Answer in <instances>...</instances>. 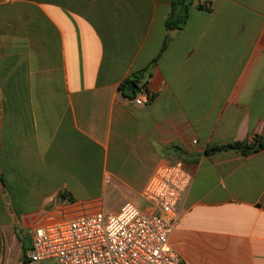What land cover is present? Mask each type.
Segmentation results:
<instances>
[{
    "label": "crops",
    "instance_id": "0c3cea01",
    "mask_svg": "<svg viewBox=\"0 0 264 264\" xmlns=\"http://www.w3.org/2000/svg\"><path fill=\"white\" fill-rule=\"evenodd\" d=\"M194 2L170 36L172 0H0V264L4 226L139 206L175 161L184 262L264 264V0Z\"/></svg>",
    "mask_w": 264,
    "mask_h": 264
},
{
    "label": "built area",
    "instance_id": "2783aa9c",
    "mask_svg": "<svg viewBox=\"0 0 264 264\" xmlns=\"http://www.w3.org/2000/svg\"><path fill=\"white\" fill-rule=\"evenodd\" d=\"M154 96L143 86L133 101L145 105ZM192 180L185 164L175 161L160 167L144 190L145 210L127 201L118 210L103 208L35 224L28 264H190L170 237Z\"/></svg>",
    "mask_w": 264,
    "mask_h": 264
},
{
    "label": "trees",
    "instance_id": "16d2710c",
    "mask_svg": "<svg viewBox=\"0 0 264 264\" xmlns=\"http://www.w3.org/2000/svg\"><path fill=\"white\" fill-rule=\"evenodd\" d=\"M193 6H196L198 8H202V9H209L210 3L209 2H206V3L194 2V0H172V7H171V11L167 17V20H166V27L168 29L174 28V27H178L180 29L184 28L189 21L190 10ZM145 74H146V69L135 73L132 80H130V78L125 80V82L121 85V89L124 92H127L130 94V92H128L126 90V84L130 81H133L137 84V86H140L141 80H142V78H144ZM143 86H146V85L141 84V87H143ZM133 93L135 96L136 95L135 92H133ZM259 142L264 145L263 142H261V141H259ZM255 147H256V144L232 143V144H227L225 146H218V147L209 148L206 150V152L208 153V152H211L214 150L229 149V148H231V149H242L244 152H249V151L253 150ZM59 198L64 199L67 202H74V197L72 195L67 194L66 191H61L59 193ZM29 249H30V243H29V245H25L23 243L22 264H28L27 253H28Z\"/></svg>",
    "mask_w": 264,
    "mask_h": 264
},
{
    "label": "rangeland",
    "instance_id": "374dc122",
    "mask_svg": "<svg viewBox=\"0 0 264 264\" xmlns=\"http://www.w3.org/2000/svg\"><path fill=\"white\" fill-rule=\"evenodd\" d=\"M147 203V202H146ZM140 202L139 207L141 209H146L148 203ZM3 233L5 235V240L7 242V251H8V259L11 264H22L23 260V243L25 245H29L30 243V235H31V226L23 225L20 223H16L11 227H3ZM10 236H12L13 240L11 243ZM28 254V253H27Z\"/></svg>",
    "mask_w": 264,
    "mask_h": 264
},
{
    "label": "water",
    "instance_id": "95a60500",
    "mask_svg": "<svg viewBox=\"0 0 264 264\" xmlns=\"http://www.w3.org/2000/svg\"><path fill=\"white\" fill-rule=\"evenodd\" d=\"M179 31H180V28H178V27H174V28H170V29L168 30V33H169L170 36H174V35L177 34ZM127 89L130 90V91H134V92H135V91H139V87H138L137 84H136L135 82H133V81L128 82V84H127ZM259 146H261V144H258V145L256 146V148L259 147Z\"/></svg>",
    "mask_w": 264,
    "mask_h": 264
}]
</instances>
